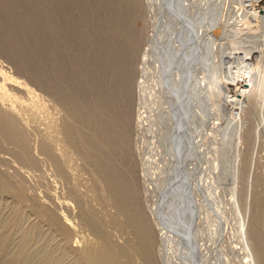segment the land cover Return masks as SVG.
Returning <instances> with one entry per match:
<instances>
[{"label":"rangeland","instance_id":"rangeland-1","mask_svg":"<svg viewBox=\"0 0 264 264\" xmlns=\"http://www.w3.org/2000/svg\"><path fill=\"white\" fill-rule=\"evenodd\" d=\"M143 1L144 11L142 10L140 13L141 18L138 24L141 27L142 39H144L145 44L141 40L137 50V53L140 51L138 53L140 55L136 54L139 57L135 59L137 60L138 58L139 61H136V63L134 61L133 75L135 76H132L133 86L136 83L138 84L136 87L134 86L135 88L132 87L135 89V93L132 91V96L135 94V98L132 97V100L135 101V103L132 101V105L134 103L132 107V109L134 108L132 110L134 113V115L132 113L133 123L137 125L134 127L135 130L132 128L133 135H131V141L134 144L131 143L133 147L132 157L134 158H132L134 161L132 162V168L137 169L136 171L134 170L135 173L137 172L135 177L138 178L140 176L138 180L136 179L137 190L142 195H140L141 199H144V201L141 200L143 203L141 205L145 206L143 207V209L145 208L144 214L145 216L148 215L146 218H149L147 220L154 230L151 252L152 263L182 264V262L178 263V259L182 260V249L178 247L179 239H176L179 236L174 234L173 237V232L166 229L169 215L166 211L167 209L171 210V205L170 208L167 207L169 205L166 194L170 192L169 182L174 183L176 164L179 163L174 160L171 162L172 155H174L178 143L182 141L181 144L183 145V141H187V134L189 135V133H186L187 129L186 125H184V119L178 115L179 113L175 112L174 108H171L173 107L171 99L168 97L166 100L168 95V77L167 72L164 73L162 70L166 68L165 64H167V69L169 68L167 60L164 59L165 52L169 49H167L166 40L169 41L170 28L168 24H170V17L168 16L169 11H165L169 9V4L163 0H150L151 2L153 1L152 3H148L149 0ZM193 1L183 0L184 5L185 3L187 4L185 7H188L186 16L188 12L190 15L197 13V24H195L197 28L193 25V31L195 32H193V40L190 39L188 47V49H192L195 43L194 38H200L199 40L197 39V45L199 46L197 48L196 73L198 76L195 74L196 81L198 80V84L200 82L199 79L203 77L198 85L205 92V90L210 88L213 82L211 80L216 78L217 91L213 90V100L209 96L207 97V94L205 99L201 100V103L199 100V107L203 103H207V101H211L212 104L209 106L210 108L207 107L208 109L205 113L202 112L201 122H197L196 130L193 132L194 136L198 137V139L195 138L198 144V156H192L190 161L188 160L185 164L183 163L184 165H180L181 171L184 170L182 169L184 166V168L189 170L193 168V170H190L191 172L188 171L190 174L194 172L191 174L190 181L187 182L186 189L184 188V195L186 194L185 196L188 200L186 201L189 204V209L185 212L189 214L190 226L195 227L194 229L197 231L195 241L200 246L198 256L205 261V264H224L219 258V254H221L219 250L218 256L213 254L214 252L217 253L218 246H222L224 250L226 249L227 254L230 253L228 255L229 259L231 258L230 264H246V257L239 250L243 249L247 254L250 244L252 246L256 245V243L261 245L263 255L261 264H264V0ZM151 4L155 5V7ZM189 14L188 16H190ZM142 24L147 28L145 29ZM180 28L176 27L174 31L180 32ZM207 28H209L208 31L210 33L207 32ZM171 40L173 44L176 41L174 46H179L176 38H174L175 41ZM161 41L163 42L162 44ZM212 65L215 72H212L214 78L210 77ZM203 66L205 70H203ZM0 72H5L4 75L9 79H13L4 83L2 78H0V84L7 86L8 93L10 92L16 98L19 97L25 103H28L30 98L27 90L34 94L36 93L39 100L41 99L40 101L45 103H43L44 106L46 105L45 110L51 116L46 120L47 122H42L36 119L37 117L35 116L31 115L30 117V112L28 111H21L19 119L4 115V121L6 122L7 120L16 133V140L0 124V264H8V261L19 258L20 255H23L20 256V258L22 257L21 259L19 258L21 260H19L20 264H41V261L43 263L47 256L50 255L56 256L55 258L59 259V262L61 259V264H73L77 260L78 252H87L89 250L88 252L91 251L100 255L105 242L117 248L122 247L121 249H135L137 242L136 233L133 227L126 222L125 215L114 204V198L110 194L111 192L103 175L99 171V166L96 163H92V161L90 162L89 158L85 156L86 154L79 150L74 145V142V144H71L72 140L70 138L71 142L64 136L68 134H65V132H68L70 130L68 128L72 126L68 127L72 122L69 123L71 120L68 117L67 108L51 92L39 85L35 78L25 72L11 54L5 50L3 51V49H0ZM173 73L176 75V72ZM175 75L174 77L179 78V76ZM197 77L199 78L197 79ZM247 95L249 96L247 97ZM46 108H49V111ZM22 113L27 115L25 114L26 116H24ZM196 113H200V111L196 109ZM28 118L29 121L27 120ZM51 119H54L53 122H55L53 123ZM26 120L30 123L23 122ZM35 120L38 122L34 124ZM38 123H40V128L42 125L41 129H39V126L37 128ZM42 123L46 124L43 125ZM201 123L202 125H200ZM50 126L53 127V130H58L53 131L52 127L51 129L48 128L50 133L53 132L52 137L49 135L51 138L47 137L50 134L47 127ZM199 127H201V130ZM193 129L195 128L193 127ZM209 129L211 130L209 131ZM183 130L186 138H182ZM42 132L48 133L44 134ZM59 132L62 135H59ZM54 135H57L58 138ZM53 138L54 142L56 143L57 141L58 143L55 144L52 141ZM61 141L66 144L63 143L64 146L60 145V143L62 144ZM50 142L53 143L51 144ZM169 143H175L173 145L174 148L172 147L171 150H169ZM58 144L61 150H59ZM201 145L202 147H200ZM52 146L58 147V152L62 153L58 155L57 150L54 147L52 148ZM48 150L53 156L49 154ZM63 150L65 151L64 153ZM168 150L171 152L170 154ZM68 152L70 156H68ZM60 155L61 158L64 157L62 158L64 161L61 160ZM139 155L140 157H138ZM67 157L73 159V162L70 159L67 161ZM164 161L167 162L165 163ZM193 162L196 168L192 166ZM214 163L215 169L213 170L212 165L214 166ZM64 165L69 169L66 170ZM71 165H75L77 168H70L72 167ZM171 169L173 170L170 172ZM213 173H215L214 176ZM194 174L197 175L195 176ZM207 188H209L208 193L209 191L212 192L209 195L210 197L206 196ZM177 195L175 196V201L180 197ZM161 205L164 207V212L159 210ZM209 205L211 209H209ZM211 205L214 209H212ZM206 207L208 208L206 209ZM217 207L219 208L217 209ZM37 210H40L46 217L44 215L40 217ZM151 210L153 211L151 212ZM145 211L149 213L146 215ZM214 212H218L215 215L219 213V215H224V218L220 219L221 222L214 218L215 216H212ZM47 214L50 216L48 217ZM61 214L70 221L72 220V223L70 222L72 224V228L70 227L71 235L69 234L71 237L65 238L51 222V219L63 216ZM163 214H166L163 222L166 227L159 218ZM151 216L153 219H151ZM177 222L175 224L179 223ZM212 223L216 226L212 228V231H209L208 225ZM195 224H197V227ZM161 227L162 229H160ZM159 232L160 234H157ZM165 232L166 234H164ZM168 236L173 240H170ZM204 238L209 240H204ZM155 243L158 244L154 245ZM208 244L209 247H207ZM213 245L215 246L213 247ZM225 245L228 247H225ZM99 248L102 250L100 251ZM208 248L213 253L209 254L211 251L209 252ZM230 248L231 250L236 248L238 252H230ZM90 249H93V251ZM96 249H99L98 252H96ZM177 251L179 252L178 254ZM154 253H156V256H154ZM129 256L121 257L120 264L145 263L142 257L140 258L134 253ZM154 259L156 260L154 261ZM173 259L176 260L174 261ZM209 260H212L213 263Z\"/></svg>","mask_w":264,"mask_h":264},{"label":"bare ground","instance_id":"bare-ground-1","mask_svg":"<svg viewBox=\"0 0 264 264\" xmlns=\"http://www.w3.org/2000/svg\"><path fill=\"white\" fill-rule=\"evenodd\" d=\"M163 1H165L167 4H169V9L165 10V11H169L168 16L170 17V22H169L170 24L167 23L169 25V28H170V31H169L170 35H168L169 41L166 40L167 49L168 48L169 49L166 50L165 56H164V59L167 60V62H168L169 68L167 69V64H165L166 68H164L162 70V71H164V73L167 72V77H168V88H167V94L168 95L166 96V100L168 99V97L171 99L172 102L171 101L170 102L173 104V107H171V108H174L175 112L179 113L178 115L181 116L182 119H184V122H185L184 125H186L185 127L187 129V130L186 129L185 130H186V133H189V135L187 134L188 139H187V141L184 140L185 142L183 141V145L181 144L182 141L180 142V140H178L180 143H178V145L176 146V151L174 152V155H172V158H171L172 159L171 162H173V160H174V161H176V163L177 162H179V163L176 164L177 165V167L175 169L176 172L174 171L175 172L174 180H173L174 183L173 182L170 183L169 182L170 180L168 179L169 180L168 186L170 188V190H169L170 192L168 194H166L167 195L166 196L167 197L166 198L167 203L169 205L167 207L170 208V205H171L170 211H169V209L166 208L167 209L166 212L169 214L167 217L168 218L167 219L168 227L165 226L166 225L165 223L163 224V222L165 221L166 214L159 216V218H160L162 224L166 227V229L169 231L171 230V232H173V237H174V234L179 236L178 238L175 237L176 239H179L178 247H180L182 249L181 250L182 260L180 261V259H178V261H179L178 263L182 262V264H205V261L201 260V258H199L200 256H198V251L200 249V246L195 241V238H196L195 236L197 234L196 233L197 231L194 229L195 227L190 226L189 214L187 212H185V211H187V209H189V204L187 203L188 200L185 196L186 194L184 195V192H185L184 188L186 189L187 182L190 181L191 174L194 173L192 171L193 173L190 174L188 171H190L191 169L193 170V168H190V170H189L187 168H184V166H183L182 169H184V170L181 171L180 165L183 163L185 164L186 162H188V160L190 161V158L192 159V156H195V155H196L195 157L198 156L197 155L198 144L196 141V139H198V137H195L193 132H194V130H196L197 122H199V121L201 122L202 112L205 113V111L208 109L207 107H209L212 104L211 101H207V103H203L202 106L199 107V100L201 103V100L205 99L206 94H207L206 95L207 97L209 96V98H211L212 100L214 99L213 90L217 91V84H216L217 80H216V82H215L216 78L211 80L213 82L211 83L210 88L208 90H205V92L203 91L204 89H200L199 85H198L201 83V79H203V77L201 78V76H200L201 79H199L200 82L198 84H197L198 80L196 81L195 74L197 75V73H196L197 48L199 46V45H197V39L199 40L200 38L199 37L194 38L195 43H194V46L191 44L193 46L192 49H188V47H189L190 39H192V37H193L192 36L193 32H195V31H193L194 30L193 25L197 24V17H196L197 13L195 12L194 15L193 14L190 15L188 12V14L190 16H188V14H187V16H188L187 17L186 16V9L188 7H185V5L187 6V4L185 3V5H184L183 0H163ZM150 2L151 1L149 0L148 3H150ZM193 2H195V0ZM145 3H146V1H145ZM166 3H165V5H166ZM157 4H158V2H157ZM148 5H150V4H148ZM190 5H188V6H190ZM152 6L155 7V5H152ZM193 7H195V6H193ZM148 8H149V6H148ZM151 9H152V7H151ZM142 10L144 11V1L143 0H0V49H3V51L5 50V51L9 52L11 54V56L17 61V63H19V65L21 67H23L25 72L32 75L35 78V80L39 83V85H41L44 89L51 92L53 94V96H55L56 99L61 104H63V106H65L67 108V111L69 114L68 117L71 120V121H69V123L72 122L71 124L68 125V127L71 125L72 126H71V128H68V130L70 129L69 131L67 130L68 132H65V134L68 133L67 134L68 137H66L67 135H64L65 138H67V139L70 138L72 140V142H71V140L69 139L71 144L74 142L75 144L74 143L73 144L76 145L79 148V150L83 151L84 154H86L85 156H87L89 158L90 162L92 161V163H96L99 166V169H100L99 171L101 172V174L103 175V177L105 179L107 187H108L109 191L111 192L110 194H112V196L114 198V200H113L114 204L125 215V218L127 220L126 222L131 227H133V229L136 233V236H137L136 237L137 242H136L135 249H132V250L124 249V248L121 249L122 247L121 248L119 247L120 248L119 249L116 246H111V245H109L110 243L108 244L107 242H105L104 246H102L103 251L100 252L101 253L100 255L94 254L91 251L88 252L89 250L87 252H85V251H82L80 253L78 252L77 260L74 263L72 262L73 264H120L121 263L120 262L121 257H123V256L130 257L129 255L130 254L132 255L133 253L135 255L140 256V258L142 257L143 262H145L143 264H154V263H152L153 261L151 260V252H152V246H153V244H152L153 243V231L154 230H153L151 224L149 223V221L147 220L149 218H146L148 216L147 214L150 212V210L148 213H146L147 211H145V213L147 215V216H145V214H144L145 208L143 209V207H145V206L141 205V203H142L141 200L144 201V199H141L142 195L139 194V192L137 190V186H136V179L138 180L140 176H138V178H136L135 174H137V172L135 173V171L137 169L135 170V168H132V162H134V161L132 160V158H133L132 157L133 156L132 155V153H133L132 148L133 147L131 145L133 143L131 141V135H133L132 128L135 130L134 127L137 126L133 123L134 113L132 112V110L134 108L132 109V107L134 106L135 101L132 100V97L135 98L134 97L135 94L132 96V91H133V93H135L134 88L136 87V85H138L136 83V85H134L135 87L133 86L132 76H135V75H133L134 66H135L134 64L136 63V61H139L138 58H137V60H135L136 57H139V56H136V54H138L140 52L139 51L137 53L138 47L140 46L141 40H143V43H144V39H142L141 27L138 24L140 21V18H141L140 13L142 12ZM191 11H193V10L191 9ZM151 13H152V11H151ZM142 15H144V14H142ZM148 17H150V16L148 15ZM154 17H156V16L154 15ZM144 18H145V16H144ZM193 18H195V19H193ZM146 20H147V18H146ZM194 22H196V23H194ZM142 26H143V24H142ZM176 27H181L180 28L181 31L180 32L174 31L175 30L174 28H176ZM195 28H197L196 25H195ZM208 29L209 28H207V32H209ZM194 34L196 35V33H194ZM171 35H172V37H171ZM6 37H8L9 39L8 38L6 39ZM143 37H144V35H143ZM170 37L173 40H174V38H176L178 43H179V46H174L176 41L174 40L175 43L173 44L171 42L172 40L170 39ZM162 43L163 42L161 41V44ZM162 47H164V46H162ZM165 49H166V47H165ZM141 51H142V49H141ZM184 52H186V53H184ZM150 53H151V51H150ZM138 55H140V54H138ZM148 56H149V54H148ZM134 61H135V63H134ZM140 61H141V59H140ZM138 63H140V62H138ZM213 67L214 66L212 65L211 70H210V77H212V78H214L212 75V72H214ZM203 70H205L204 66H203ZM173 72H176V75ZM4 73L0 72V78H2L4 83L6 81L13 80V79H9L6 75H4ZM173 74L175 76H179V78L174 77ZM245 75H247V74L245 73ZM249 76L252 77L251 75H249ZM9 77H11V76H9ZM198 78L199 77H197V79ZM246 79H247V77H246ZM6 87L7 86H5L4 84H0V124L4 127V129L9 133V135L13 139L16 140V137H17L16 133L13 130V128L11 127V125H9L8 121L6 120V122L8 124L4 121V115L5 116H12V117H15L16 119H19L21 117V113H20L21 111H28V112H30V114L28 113L30 115V117H31V115L33 117L35 116V117H37L36 119H38L39 121H42V122L43 121L47 122L46 120H48L49 117H51V116H49V114L45 110L46 105L45 106L43 105L44 102L42 103L40 101L41 99L39 100V97H38V95H36V93L34 94V93L30 92V90L29 91L27 90L28 95H30V98L28 100L29 102L25 103V102H23L24 100L21 101L19 99V97L18 98H16V96L14 97L13 95H11L10 92H9L10 93L9 94ZM132 87H134V88H132ZM206 88H208V87H206ZM250 89H251V87H250ZM157 95H158V93H157ZM203 96H204V98H203ZM248 96L249 95H247V97ZM132 101H134L133 105H132ZM167 104H170V103H167ZM213 104H214V101H213ZM212 107H213V105H212ZM196 109H198V111H200V113H196ZM47 110L49 111V108ZM49 113H51V112H49ZM132 113H133V115H132ZM25 114H23V115L26 116L27 114L26 115ZM52 118H53V116H52ZM27 120L29 121V118ZM27 120L23 121V122H28ZM53 120H52V122H53ZM37 122L35 120L34 124ZM28 123H30V122H28ZM212 123H213V121H212ZM42 124L44 125L46 123H42ZM210 124H209V126H210ZM39 125H40V123H38L37 128ZM51 125H53V124H51ZM200 125H202V123ZM200 125L198 124V126H200ZM46 126H48V125H46ZM46 126H44V127H46ZM51 127L52 126L47 127V129L48 128L51 129ZM193 127L195 129H193ZM211 127H213V126H211ZM41 128H42V125H41ZM41 128L39 126V129H41ZM199 128L201 130V127H199ZM224 129H226V128H224ZM52 130H53V127H52ZM210 130L211 129H209V131ZM53 131H58V130L56 129ZM48 132L50 133L49 129H48ZM48 132H46V133H48ZM60 132H59V135H62V134H60ZM42 133H44V132H42ZM46 133H44V134H46ZM52 133L48 134L47 137H49V135L52 137L53 136ZM197 134L199 135L200 133H197ZM184 135H185V132L183 130L182 138H186V137H184ZM54 136H57V135H54ZM51 137H49V138H51ZM54 138L52 139L53 142H54ZM57 138H58V136H57ZM59 138H60V136H59ZM60 139H59V141H60ZM45 140H47V138H45ZM174 141H175V139H174ZM53 142H50V143L52 144ZM56 143H58V142L56 141ZM63 143L64 142H62V144L60 143V145L64 146ZM67 143L70 144L68 141H67ZM51 144H50V146H51ZM64 144H66V143H64ZM171 144L169 143V150H171V148L173 147V145L175 143H171ZM60 145L58 144L59 150H61ZM76 146H75V149H76ZM53 147L54 146H52V148ZM200 147H202V145ZM47 148H49V147H47ZM62 148L64 149V147H62ZM54 149L57 150L58 147L57 148L54 147ZM67 149H69V148H67ZM49 150H48V152L51 155L52 153H50ZM169 150H168V152H169ZM51 151H53V150H51ZM64 152L65 151L63 150V153ZM46 153H47V151H46ZM53 153H54V151H53ZM57 153L59 155L62 152L60 153V151L58 152V150H57ZM170 153L171 152H169V154ZM66 154H67V150H66ZM51 156H53V154ZM68 156H70L69 152H68ZM71 156H73V155H71ZM134 157H135V154H134ZM138 157H140V155ZM174 157H175V159H174ZM60 158H61V155H60ZM62 158H64V157H62ZM62 158H61V160H63ZM68 159H70V158L67 157V161H68ZM70 160H71V162H73L72 161L73 159H70ZM164 162L166 163L167 161H164ZM58 163L60 164V162H58ZM66 165H64V168L66 167ZM68 165H70V164L68 163ZM68 165H67V167H68ZM133 165H134V163H133ZM173 165H175V164H173ZM73 166L70 168H77V166H75V165H73ZM185 166L189 167L190 163H189V166L188 165H185ZM192 166H194V162H193ZM67 167H66V170L69 169V168L67 169ZM199 167H201V166H199ZM60 168H62V167H60ZM173 169H171L170 172ZM212 169L213 170L215 169V163H214V166L212 165ZM69 171H71V170H69ZM179 171L181 172V174L179 173ZM72 172H74V171H72ZM206 174H207V172H206ZM214 174L215 173H213V176H214ZM66 175H69V174H66ZM138 175H139V172H138ZM194 175L196 176L197 174H194ZM199 176H202V175H199ZM207 177H209V176H207ZM192 179H194V178H192ZM197 179H196V181H197ZM204 182L207 183L206 181H204ZM195 188H196V186H195ZM208 189L209 188H207L206 192H205L207 194L206 195L207 197L212 194V192H210V191L208 193ZM176 194H178L177 196H180V197L178 200L175 201L174 199L176 198L175 197ZM66 204H67V202H66ZM191 204H193V203H191ZM67 205H69V204H67ZM213 206H212V209H214V207H215V206L214 207ZM66 207H68V206H66ZM209 207H210V205H209ZM207 208L208 207H206V209ZM218 208L219 207H217V209ZM38 209H40V208H38ZM209 209H211V207ZM159 210L161 212H164V207L161 205ZM152 211L153 210H151V212ZM37 213H38V215H40V217H42L43 215L45 216V214H42V212L40 210L39 211L37 210ZM215 213H218V212H214L213 213L214 215H212V216H215L214 218H216L218 221H220V219L222 220V218H224L223 217L224 215H219L220 213L218 215L217 214L215 215ZM61 215H63V214H61ZM49 216L50 215H48V217ZM65 216H66V214H65ZM51 218H52V216H51ZM151 219H153L152 216H151ZM208 219H210V218H208ZM71 221L67 217H64V215L61 217H55V219H53V220L51 219L53 226H55L57 229H59V231L63 234V236L65 238L71 237L70 236L71 235L70 234V230H71L70 227L72 226V224H70ZM176 221H178L179 223L177 222L178 224H175ZM200 221L202 222V220H200ZM218 221H217V223H218ZM159 223H158V225H159ZM209 223H211V222H209ZM162 224L160 223V225H162ZM197 224H195L196 227H197ZM163 225H162V227H163ZM215 226L216 225H214L213 223L211 225H208V227L210 229L209 231H212V228ZM162 227L160 229H162ZM154 228H155V226H154ZM200 228H201V225H200ZM157 230L159 231V229H157ZM157 234H160V232ZM164 234H166V232ZM169 234H170V232H169ZM200 235H202V234L200 233ZM170 236H168V237H170ZM206 238H208V237H206ZM206 238H204V240L208 241L209 239H206ZM156 239H155V241H156ZM171 239L172 238L170 237V240ZM204 240H203V244H204ZM222 241H223V238H222ZM75 242H77V241H75ZM167 242H168V240H167ZM78 243H79V241H78ZM171 243H173V242H171ZM171 243H170V245H171ZM219 243L221 244V242H219ZM156 244H158V243H155L154 245H156ZM210 244L212 246V242ZM217 244H218V242H217ZM214 246L215 245H213V247ZM223 246H224V244H223ZM178 247H176V249H178ZM207 247H209V244ZM225 247H228V246L225 245ZM170 248H171V246H170ZM210 249H213V248H210ZM235 249L233 248L231 250V248H230L229 251L230 252L231 251L236 252L237 249L236 250ZM21 250H23V249H21ZM90 250L93 251V249H90ZM98 250L96 249V252H98ZM101 250L102 249H100V251ZM218 250H219V253H221V254L218 253ZM225 250L223 249L222 246H218L217 253H215V252L213 253L211 250H210L211 251L210 252L209 248H208V251L210 252L209 254L213 253L216 256H218V254H219L220 255L219 258L224 262V264H230L231 258L229 259V256H228V255H230V253L227 254L226 253L227 250L226 251ZM242 250L243 249H240L239 251H241L243 256L246 257V261H245L246 264H261L263 255L261 252V245L259 243L258 244L256 243V245L254 244L252 246L250 244V246L248 247V253L249 254L248 253L246 254V252H244V250L243 251ZM155 251H156V249H155ZM161 251H162V249H161ZM178 251H177V254L180 252V251L179 252ZM246 251H247V248H246ZM157 252H159V251H157ZM205 252H207V251H205ZM200 253H202V252L200 251ZM161 254H163V253H161ZM203 254H204V252H203ZM203 254H202V256H203ZM215 255H214V257H216ZM20 256H23V255H20ZM20 256H19V258H20ZM138 256H136V257H138ZM154 256H156V253H154ZM205 256H206V253H205ZM55 257L53 255L47 256V258L45 259V261H43V263L41 261V264H61L60 262H62V260L60 259V262H59V259H57ZM173 257H174V255H173ZM19 258L17 257L13 260H10V261L7 260L9 262L8 264H20V261H21L20 259L22 257L20 259ZM154 258H156V257H154ZM209 258H210V256H209ZM157 259L159 260V258H157ZM155 260L156 259H154V261ZM212 260L211 261L209 260V261L213 263ZM24 261H25V259H24ZM156 263H158V262L156 261ZM168 263H170V262H168ZM21 264H25V263H21Z\"/></svg>","mask_w":264,"mask_h":264},{"label":"water","instance_id":"water-1","mask_svg":"<svg viewBox=\"0 0 264 264\" xmlns=\"http://www.w3.org/2000/svg\"><path fill=\"white\" fill-rule=\"evenodd\" d=\"M179 173L181 174V172L179 171Z\"/></svg>","mask_w":264,"mask_h":264}]
</instances>
